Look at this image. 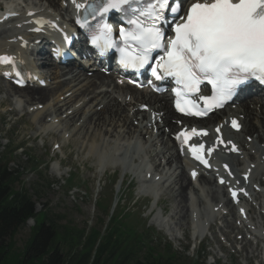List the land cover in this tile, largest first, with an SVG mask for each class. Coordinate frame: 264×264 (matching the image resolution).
<instances>
[{"label": "rangeland", "instance_id": "rangeland-1", "mask_svg": "<svg viewBox=\"0 0 264 264\" xmlns=\"http://www.w3.org/2000/svg\"><path fill=\"white\" fill-rule=\"evenodd\" d=\"M8 97L10 98L7 91H0V158L5 157L9 160V168L11 171H15L16 175L15 182H13L14 188L16 190L26 189L29 192L35 212L54 217L60 226L56 243L64 258H69L77 251L86 253L85 245L88 239L90 240L95 234H98L95 240V244L98 245L100 240L102 241L104 236L114 228V220L118 217L120 219L122 217L124 226L121 227V231L125 233L124 236L133 235V231H128L126 228L132 227L139 236H142L135 238L134 241L144 240L145 244L143 246L141 244L142 247L137 249V258L148 254L149 246L156 247L155 249H158L156 252H161L163 255L165 254L164 250L172 249L173 252L179 254L181 261L185 264L189 262H196V264H260V258H264V253L260 255L261 252H258L256 256L250 254L252 255L250 258L254 257L252 259L246 258L249 244L243 249L245 251L240 250V243H236V246L232 247L234 238L237 236L240 238L242 235L237 232L233 233L230 230L232 227L224 229L228 231L226 236L228 242L225 241V237L219 233V227L223 223L217 217L212 219L215 224L213 231L216 232L217 238L223 245V250L222 245L217 241L215 232L208 233L201 248L195 247V243L192 242L194 240L190 239V223L186 231L183 228L178 231L179 238L182 239L175 240L171 232L168 231L169 227L178 230L180 227L177 226L180 216L177 215L174 218L172 216L173 207L177 206L175 201L168 199L166 195L162 199L163 202L161 201L159 207L167 208V214L162 217L163 220H159L170 225L163 228L155 219L160 208L152 211L150 198L141 197L137 189L138 184L132 178L126 177L122 185L123 173L120 170L114 174V169L108 167L105 174L103 171L99 172L95 156L90 157L88 152L80 155L75 143L69 139H60L59 132L62 130L60 127L57 136L54 131H51V134H47L48 136L45 138L46 133L41 132L38 137H35L43 124L44 115L37 118L24 115L26 110L15 113L13 111L11 115L8 111L12 110L13 106L5 101ZM57 119L60 120L58 117ZM65 124L66 122H64ZM67 124L75 125L76 123L68 121ZM254 136L257 137L258 134ZM56 143L59 146L65 145V148L63 150L59 147L56 148ZM61 161L63 164L59 170L55 167L56 163ZM108 161H110L109 158L103 162ZM191 188L193 187L190 186ZM235 211L237 212V210ZM233 214L237 215L235 212ZM39 220H41V216ZM38 221L28 220L14 236L9 254H7L9 264L13 263L14 259L22 258ZM229 221L232 222L233 219ZM217 246H221L222 252L216 249L215 257L212 255ZM259 255V259L255 258ZM94 257L95 250L93 248L90 261H93Z\"/></svg>", "mask_w": 264, "mask_h": 264}, {"label": "snow or ice", "instance_id": "snow-or-ice-1", "mask_svg": "<svg viewBox=\"0 0 264 264\" xmlns=\"http://www.w3.org/2000/svg\"><path fill=\"white\" fill-rule=\"evenodd\" d=\"M72 2L77 8L85 7L76 0ZM183 3L184 0H101L99 4H89L85 11L91 9L93 18L113 10L125 12L132 27L120 29L121 65L139 71L154 63L151 70L156 79L175 80L177 109L188 115L205 116L232 100L238 89L251 80L264 84V0H191L186 14H181ZM168 12L173 16L174 37L170 39L162 27L167 23ZM85 26L86 21L81 24ZM92 43L101 54L118 47L107 23L99 28ZM155 53L159 55L154 59ZM0 62H13V58L0 57ZM205 83L211 86L210 96L200 95ZM191 97H198L203 107ZM231 123L239 129L237 121ZM201 134L207 136L208 132L193 128L181 131L176 139L183 146L193 135ZM219 143L224 140L221 138ZM204 150V144L190 145L193 157L208 166ZM232 150H236L235 145ZM221 183L225 181L221 179ZM232 195L236 197L237 192Z\"/></svg>", "mask_w": 264, "mask_h": 264}, {"label": "bare ground", "instance_id": "bare-ground-1", "mask_svg": "<svg viewBox=\"0 0 264 264\" xmlns=\"http://www.w3.org/2000/svg\"><path fill=\"white\" fill-rule=\"evenodd\" d=\"M44 1L54 7L59 5V0ZM64 10L67 16L69 9L66 7ZM0 48H2V45H0ZM45 62L50 63V60L46 57ZM85 75V73L81 75L74 73L73 68H55L54 81L48 88H41L34 85L32 87L20 89L12 86L11 84H5L4 87L7 89L10 97H18V103L20 106L21 104L36 106L35 118L45 112L44 109L46 107L48 110H51L50 106L48 107V100L51 97L54 109L48 116L60 113L61 109L68 106L70 103H79L77 107L73 106V110L66 116V118H68L66 123L68 121H75L76 124L79 123L78 125H71V127L76 126V130L71 136V141L78 146V153L80 155L88 152L90 157L93 158L95 156V160H97L98 165H100L107 158H109L110 161H114L115 159L120 160V158L124 157L127 151L131 154L130 158H134L137 154H140L143 162L146 161L144 154H141L142 149L137 146L138 138L143 136H139L138 134L135 136L134 134V132H138L140 134H144V132L148 133L149 130V125H147L150 121L149 114L144 111H140L139 109V107L143 104H152L153 109L162 115L165 123L164 126L173 127V129L177 128L175 124L172 123L173 118H175V114L171 110L166 96L153 99L150 98L147 93L141 92L139 93V97H135L136 101L140 102L139 105H137L138 108H136V105L131 106V104L126 102L125 99L123 100L125 101V104L123 105L122 102H118L114 92L110 89L113 80L110 83L108 78L100 72L95 73L94 77L91 79ZM114 88H118V85H114ZM0 89H3V87L0 86ZM99 89L101 90L97 91ZM128 90L130 89L128 88ZM67 92H70V95L64 96ZM123 92L127 94L126 91ZM5 101L11 103L15 109V104L12 99L8 97ZM246 101L247 102L239 109H225L226 112H221L218 116L211 120V122L215 123L221 121L220 123H223V117L225 115H244V119L242 120L244 130L241 131V133H244L245 136H251L252 141L250 143L246 138H241V135L237 133H229L231 136L239 140V143L243 148V157L235 159L232 158V164L236 171L242 173L245 171L244 169L246 167L249 166L250 168L251 163H255L256 170H252L251 175L254 180L253 183L258 185L259 182L264 185V149L258 145L259 140L264 139V98L251 99L249 102L248 100ZM250 103L256 107H250ZM40 104H43L42 109L37 108ZM127 104L129 105V108L126 113ZM67 110H69V107H67ZM140 116L141 118L143 117V120H141L143 121L142 127H133V122L136 120L140 121ZM46 118L47 117H45L44 120ZM53 119L55 118L53 117ZM144 120H147L146 123H144ZM41 129L45 132L44 127ZM159 130H161V134L159 135H163V127H159ZM51 131H53L52 128L48 134H51ZM255 134H258V136L253 139ZM106 137L109 139L105 140ZM116 137H119L120 140H124L127 137V142L121 143L113 141ZM150 140L151 138L148 139V141ZM110 145L114 147V150H110ZM62 148H64V146H62ZM119 151H121L119 158H116L115 156L118 155ZM156 156L164 157L165 161L163 168H161L162 163L158 162L156 158H154L152 162L155 169L158 170V172L160 170L159 175L161 176V179L170 181V184L164 190V193L169 199H172L177 203V206L173 207L172 216L173 218L177 215L180 216L178 222L179 224L177 225L178 227L180 226L179 230L177 228L169 227L168 231L171 232L175 240H179L178 231L182 228L187 230L190 221H192L196 228L193 238L198 239L206 236L207 230H212L211 223L208 224V222L211 216H215L217 214L212 213L214 206H218L219 203H222L224 206L231 204L230 199L226 196L224 188L219 187L217 180H214L212 177L200 176L198 181L206 185L205 187L207 188H203L201 190L199 189V191H196V189L193 188L194 193H188V189L192 184L189 173L186 170L189 162L177 152L170 135H168V140L165 143L163 142V146L158 151ZM258 160L259 162H257ZM173 161H176L175 170L172 173L164 172V167L166 165L172 166ZM178 164H180V166H178ZM224 165H228V162H224ZM132 167H134L133 164H128L124 175L127 174ZM240 167H242L241 170ZM247 189L250 193H252V198L250 200L245 199L246 204L244 208L247 210L248 218L252 222L247 224L255 226L261 225V223L264 224V190L259 189L256 185H248ZM208 204L212 207L209 208ZM229 212L233 219L232 222L228 220V215L222 216V218H225L226 220L227 227H232V231L236 230L238 234H242V249H245L248 244L250 245L249 247L252 246L251 251L247 249L246 258H250L252 255H258V252L260 253L263 250V248L260 247V242H255L247 236L250 232V228L245 222L240 220L239 215L234 216L232 208ZM159 219L161 218L157 216L156 221L163 228H167L166 225L168 224L165 221H162L163 219L161 221ZM219 248L221 249V246Z\"/></svg>", "mask_w": 264, "mask_h": 264}, {"label": "trees", "instance_id": "trees-1", "mask_svg": "<svg viewBox=\"0 0 264 264\" xmlns=\"http://www.w3.org/2000/svg\"><path fill=\"white\" fill-rule=\"evenodd\" d=\"M9 160L0 158V264H9L7 254L11 248V242L17 232L31 217H36L32 197L26 189L16 190L15 171L9 168ZM121 220H114V228L95 244L98 234L88 239L86 253H74L69 258H64L59 252L56 239L60 232V226L54 217L44 214L42 220L34 227L31 241L28 244L21 259H14L10 264H185L178 254L172 249L164 250V255L157 253L158 249L149 246L150 250L142 258H137V249L145 243L131 227L133 235L124 236ZM124 231H127L124 229ZM153 242V241H152ZM142 244V246H141ZM95 250V257L90 261V254ZM170 248V247H169ZM188 264H196L189 262Z\"/></svg>", "mask_w": 264, "mask_h": 264}]
</instances>
